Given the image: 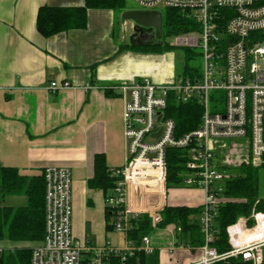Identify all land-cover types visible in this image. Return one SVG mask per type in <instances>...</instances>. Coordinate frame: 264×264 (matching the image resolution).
Here are the masks:
<instances>
[{
  "label": "built area",
  "instance_id": "obj_1",
  "mask_svg": "<svg viewBox=\"0 0 264 264\" xmlns=\"http://www.w3.org/2000/svg\"><path fill=\"white\" fill-rule=\"evenodd\" d=\"M134 1L145 11L178 9L195 23L197 29L173 35L170 46L196 53L194 60L201 59L202 69L193 77L176 76L162 84L142 77L111 87L125 97L128 160L113 174L118 183L106 205L115 214L113 232L125 234L126 246L97 247L73 234L72 171L50 167L43 173L45 236L33 248L31 264H110L112 256H122L124 262L137 250L152 254L157 249L155 236L161 233L170 240L159 248L175 251L180 228L172 224L160 229V214L151 216L154 230L140 247L127 239L131 220L141 214L129 207L128 188L166 187L169 149L187 151L182 186L204 192L198 218L204 242L197 247L202 255L189 264H264V210L254 208L226 228L225 250L216 221L220 206L238 201L224 195L226 182L237 176L220 167L234 163L232 155L240 150L236 142L247 146L245 167H264V4L261 0ZM71 88L68 82H53L48 89ZM170 100L199 104L203 108L199 127L177 136L175 121L166 116ZM4 250L0 247V254Z\"/></svg>",
  "mask_w": 264,
  "mask_h": 264
},
{
  "label": "crops",
  "instance_id": "obj_2",
  "mask_svg": "<svg viewBox=\"0 0 264 264\" xmlns=\"http://www.w3.org/2000/svg\"><path fill=\"white\" fill-rule=\"evenodd\" d=\"M85 4L86 0H0V162L28 177L41 176L50 167L70 169L73 234L104 247L116 243L111 237L115 232L106 227L105 193L89 185L96 173V156L104 155L109 170L123 168L128 160L125 97L111 87L142 77L166 83L176 77L177 56L169 52L156 60L152 53L136 49L140 46L129 40L133 23L119 22L117 11L109 8H89L85 28L49 38L38 32L41 7ZM126 10L132 8L118 11L119 15ZM53 82H68L72 88L53 92L48 89ZM87 85L93 87L88 90ZM8 200L6 206L13 207L28 202L23 196ZM203 201L202 190L183 186L176 191L161 185L154 191L128 188L129 207L152 217L166 206L202 209ZM12 244L21 249L33 245ZM196 258L188 255L175 264ZM160 264H166L161 257Z\"/></svg>",
  "mask_w": 264,
  "mask_h": 264
},
{
  "label": "trees",
  "instance_id": "obj_3",
  "mask_svg": "<svg viewBox=\"0 0 264 264\" xmlns=\"http://www.w3.org/2000/svg\"><path fill=\"white\" fill-rule=\"evenodd\" d=\"M264 4V0H261ZM89 8H109L121 11L126 8L125 0H86L85 7H41L36 27L45 38L70 29H82L87 25V10ZM196 24L187 18L180 10L169 8L163 15V38L165 35L173 36L191 32L197 29ZM145 53H169L175 48L166 45L164 40L156 41L148 48L135 47ZM128 49L123 47L122 50ZM182 55L177 56V77H193L198 68L191 66L194 53L188 49H181ZM179 58V59H178ZM203 115V108L196 103L178 104L170 100L166 116L176 123V135L182 136L199 127ZM187 151L181 149H169L167 152L166 187H182L183 175L186 172ZM96 173L89 185L104 191L106 199L111 197L117 186L118 178L113 174L115 170H109L105 164L104 155L96 156ZM260 169L247 166L242 168L241 174L226 182L224 195L238 201L220 206L217 216V227L220 230L222 250L227 249L226 228L233 224L241 216H249L254 208L264 209V200L260 201ZM45 178L41 176L28 177L21 175L17 168L4 167L0 162V202L9 196H25L28 202L25 206H1L0 205V242L12 243H39L45 236ZM258 204L255 206V204ZM107 230L113 231L112 219L114 212L107 206ZM200 208L185 206H166L160 213V229L169 225L180 228L177 234V245L197 248L203 242L200 231ZM133 229L128 233L127 239L136 247H140L144 237L153 232L152 217L149 214H140L132 220ZM33 249L22 248L16 250H4L0 254V264H31ZM122 256L111 257L110 264H160L159 250L152 254H146L143 250H137L133 255H128L123 262Z\"/></svg>",
  "mask_w": 264,
  "mask_h": 264
},
{
  "label": "rangeland",
  "instance_id": "obj_4",
  "mask_svg": "<svg viewBox=\"0 0 264 264\" xmlns=\"http://www.w3.org/2000/svg\"><path fill=\"white\" fill-rule=\"evenodd\" d=\"M126 1V8H132V10H142V8L137 4L135 3L134 0H125ZM161 11V13L164 15L165 14V10L164 8H160L159 9ZM122 15H119L118 13V10H117V18L120 21H122ZM173 36H168V35H165L163 40H164V43L166 45H171L173 43ZM125 42H128V38L125 39ZM144 53V52H143ZM155 57V59L157 60V58H159L160 55H164V54H160V53H152ZM174 54L176 56H181L182 55V50L181 49H175L174 50ZM179 59V58H178ZM191 66L195 67V68H198L199 70L202 69V61L201 59L199 58L198 61H195L194 63L191 64ZM237 143V147L240 149L238 150L237 153L233 154L232 157L234 160V163H229V164H221L220 167L225 169L229 174L233 175V176H239L241 174V170L242 168L245 167L244 165V162H243V159L246 155L245 151L247 152V146L245 143L243 142H236ZM228 145L231 146V144L228 143ZM222 160V159H221ZM243 162V163H242ZM255 168V167H253ZM257 168H260V167H257ZM260 192H259V195H260V201L264 200V167H261L260 169ZM176 188L177 187H172L170 188V191L171 190H174L176 191ZM172 195V192L170 193V196ZM11 196L9 197H6L5 199H3L1 202H0V205L1 206H4V205H9V200L8 198H10ZM23 198H26L25 196H23ZM258 210V209H257ZM264 210V209H263ZM262 211V210H260ZM112 239L115 241V245L114 246H117L119 248H124L126 246V243H127V240H126V236L124 233H114L111 235ZM170 240V236L169 235H165V234H157L155 236V239H154V243L156 245V248L157 249H160L159 247L162 246V245H166L168 243V241ZM40 243V242H39ZM39 243H33L32 247H28V248H31L33 249L34 247H36ZM0 247L4 248L5 250H16V249H21L20 245L19 244H12L10 243L9 241H2L0 242ZM27 248V247H26ZM181 247L180 246H176V250L175 251H170L168 249H165V248H161L160 249V257H161V261H166V264H175L176 262L178 261H181L183 262L184 258H186V256H193L196 258V254H199V258L201 257L202 255V252L200 250H192V251H195L194 252H185L184 250H181L180 249ZM197 257V258H198ZM196 258V260L194 262H196L198 259Z\"/></svg>",
  "mask_w": 264,
  "mask_h": 264
},
{
  "label": "water",
  "instance_id": "obj_5",
  "mask_svg": "<svg viewBox=\"0 0 264 264\" xmlns=\"http://www.w3.org/2000/svg\"><path fill=\"white\" fill-rule=\"evenodd\" d=\"M122 21L132 22L136 33L143 28H151L155 31L156 41L161 42L163 39V14L160 11L126 10L123 12ZM159 135L160 133L155 137Z\"/></svg>",
  "mask_w": 264,
  "mask_h": 264
},
{
  "label": "flooded vegetation",
  "instance_id": "obj_6",
  "mask_svg": "<svg viewBox=\"0 0 264 264\" xmlns=\"http://www.w3.org/2000/svg\"><path fill=\"white\" fill-rule=\"evenodd\" d=\"M154 36H155V31L151 28H143L142 30H139L136 33L134 31V24H133V30L131 32L129 40L133 45H138L141 48H148L156 42Z\"/></svg>",
  "mask_w": 264,
  "mask_h": 264
}]
</instances>
